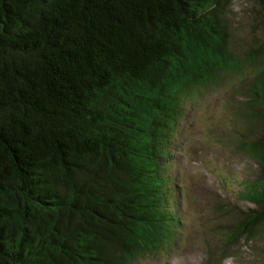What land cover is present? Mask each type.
<instances>
[{
  "label": "trees",
  "instance_id": "trees-1",
  "mask_svg": "<svg viewBox=\"0 0 264 264\" xmlns=\"http://www.w3.org/2000/svg\"><path fill=\"white\" fill-rule=\"evenodd\" d=\"M235 27L228 0H0V264H133L169 243L183 103L247 68L237 150L259 174L224 238L264 256V40L238 47Z\"/></svg>",
  "mask_w": 264,
  "mask_h": 264
},
{
  "label": "rangeland",
  "instance_id": "rangeland-1",
  "mask_svg": "<svg viewBox=\"0 0 264 264\" xmlns=\"http://www.w3.org/2000/svg\"><path fill=\"white\" fill-rule=\"evenodd\" d=\"M228 7L235 18L236 46L249 50L256 37L264 40L255 0H228ZM251 77V68L243 77L225 75L215 85L201 88L194 99L184 101L167 171V205L177 220L174 238L133 264H218L224 255L219 264H264L259 238L241 240L233 247L226 246L224 238V227L232 221L228 209L236 215V210L252 208L238 199L237 192L259 174L252 159L237 150L239 142L248 140L244 86ZM261 126L258 121L256 132Z\"/></svg>",
  "mask_w": 264,
  "mask_h": 264
}]
</instances>
